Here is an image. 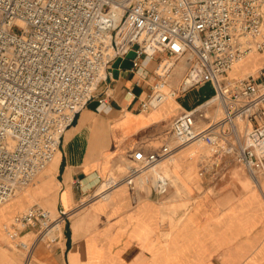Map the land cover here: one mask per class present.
<instances>
[{
  "label": "built area",
  "instance_id": "obj_1",
  "mask_svg": "<svg viewBox=\"0 0 264 264\" xmlns=\"http://www.w3.org/2000/svg\"><path fill=\"white\" fill-rule=\"evenodd\" d=\"M262 50L264 0H0V205L52 160L87 102L106 101L107 88L99 87L114 77L113 63L131 51L139 84L147 77L145 61L169 65L154 70L141 110L212 82L213 96L174 120L173 138L180 145L204 143L213 166L230 157L254 180L264 179V66L257 74L230 76L239 61ZM181 60L186 75L166 91ZM174 149L168 141L140 165H129L124 183L134 187ZM204 163L201 174L210 161ZM154 177L163 191L166 176L157 170ZM66 214L52 217L34 204L14 216L7 232L30 257L55 228L53 220ZM27 228H37L36 237L16 241Z\"/></svg>",
  "mask_w": 264,
  "mask_h": 264
},
{
  "label": "crops",
  "instance_id": "obj_2",
  "mask_svg": "<svg viewBox=\"0 0 264 264\" xmlns=\"http://www.w3.org/2000/svg\"><path fill=\"white\" fill-rule=\"evenodd\" d=\"M154 63L158 60L145 61L147 77L141 84L136 70L120 69L118 77L100 85L99 92L107 88L106 101L91 99L79 111L75 124L66 128L56 163L47 164L35 187L15 199L10 210L7 205L0 208V237L2 222L26 200L43 199L49 212L79 206L108 168L109 141L114 163H119L120 152L142 160L169 141L180 114L215 93L212 82H203L145 113L139 103L150 91ZM179 63L172 76L174 86L187 72V64L185 69L183 61ZM214 180L210 178L206 185L212 184L213 193L205 189L206 194L188 207V216L168 238L163 235L161 206L150 199L131 203L130 192L114 193L116 188L100 203L81 209L98 214L78 215L69 235L64 233L59 241H38L25 264H264V189L260 187L264 179H253L257 189L245 186L246 178L233 171Z\"/></svg>",
  "mask_w": 264,
  "mask_h": 264
},
{
  "label": "rangeland",
  "instance_id": "obj_3",
  "mask_svg": "<svg viewBox=\"0 0 264 264\" xmlns=\"http://www.w3.org/2000/svg\"><path fill=\"white\" fill-rule=\"evenodd\" d=\"M261 54H264V50L259 53H254L250 57L245 59L244 62L241 64V69L244 70L243 72H249L250 70H254L257 69L259 66H262L260 65V63L263 62L264 56H261ZM157 64L158 63H154L151 69L156 70ZM179 64V61H177L176 65L172 69V76L174 71L177 72L176 68ZM168 67L169 65L167 66V68ZM158 71L162 72L163 70L159 69ZM184 72L183 74H185ZM172 87H178V85L174 86L172 84L171 77L170 85L166 87L165 90L169 91ZM145 113H147V111H145ZM210 115L214 116V111H212ZM77 117L78 116L75 117V121L68 127L75 124ZM66 130L67 129L64 130L61 138V150L64 143V134ZM169 141L175 148L172 154L166 160L162 161L156 167L155 170L150 169L144 172L141 176V178L144 177V180L142 181L141 178L137 179L134 187L128 183L124 184L123 186H119V184L124 182L125 174L128 170L129 165H140L141 160L133 157L132 155H128L129 152H120L118 153V158L120 159L119 163H114L116 157L113 154L114 152H112L113 146L110 145L109 141L106 157V164H108V168H106L104 171L102 170V176L100 177L99 181H97L96 185L92 189L86 191L83 196V201L78 202L79 206H77L75 209L73 208L67 211V214L64 216L65 218L63 216L59 217L61 220H63L62 225H60L58 229L54 228L50 232L49 236H47L43 241H59L60 239H62V237H64V233L69 235L68 231L71 229V225L73 227L74 220L78 215L98 214L89 212L84 213L80 210L86 207L87 205H94L100 203L103 198L101 197V195H95V193L99 191V189L104 188L107 183L112 184V186L110 187L112 188V190L116 189L117 187L114 193L119 192L120 190H125L127 194L130 192L131 196L128 197H130L129 199L131 203H139L143 202V200L150 199L152 203L161 206L163 209V235L166 238H168L172 234V232L177 229L179 224H181L188 216V207L193 203H198L202 199L201 195L206 194L205 189H207L209 193H213V187H211L212 184L206 187L210 178L214 177V183H216L217 179L220 178L222 175L229 171H233L234 173L242 175L246 178V181L244 183L245 186H252L254 189L259 188V185H257L254 180L251 179L246 169L230 157H225L222 159V161L217 160V162H220V164L213 166V158L211 157V153L204 143L199 142L200 146H198V142L180 145L173 138V136L170 137ZM192 150H196V153L191 154ZM59 153L60 151H57V153L50 161V164L53 165V163H56ZM204 161H210V163L207 170H205V172L201 174V170L205 164ZM47 167L48 165L43 168V170L38 174V176L27 187L18 191L9 200L1 204L0 208H2V206L7 205L6 208L10 210L12 207V202L15 199L26 193L30 188L35 187L34 185L36 184L37 180L41 177V175L44 174ZM157 170L162 171V173L166 176L168 182L167 188L163 191L162 194H158L157 192L156 179L154 177L157 173ZM53 177L54 179H56V174H53ZM103 183L106 184L103 185ZM260 187L264 189L263 180L260 181ZM195 193L200 194L194 195ZM34 204H38L44 207L46 210L49 209L47 208L43 199H29L26 200L23 205L15 208V210H13L12 213H10L7 218L2 222L0 237V264L27 263L28 252L19 246H15L13 237L7 232V229L12 223V220L15 215L25 211L28 207ZM182 210L183 212H180ZM50 211L52 217H57L62 212V209L58 211L50 209ZM37 232V228H27L21 231L18 236H16V241L32 240L36 237Z\"/></svg>",
  "mask_w": 264,
  "mask_h": 264
},
{
  "label": "bare ground",
  "instance_id": "obj_4",
  "mask_svg": "<svg viewBox=\"0 0 264 264\" xmlns=\"http://www.w3.org/2000/svg\"><path fill=\"white\" fill-rule=\"evenodd\" d=\"M259 52H261V51H258V52H254V53H259ZM254 53H251V54H249L248 56H246L244 59H242L241 61H239L236 65H235V67L230 71V75L231 76H237V77H245V76H247L248 74H257V71L262 67V66H264V65H262V66H259L257 69H255L254 71H249V72H242V73H239V74H236L235 75V73H237L238 71H240L241 70V64L244 62V60L245 59H247L248 57H250L252 54H254ZM181 62V61H180ZM186 62L185 61H183V63L181 64V65H183L184 67L186 66ZM261 65V64H260ZM167 66H168V64H167ZM166 66V67H167ZM157 67H158V65H157ZM174 98V97H173ZM170 99H172V98H170ZM215 111H216V116L217 115H219L220 114V109L218 108H216L215 109ZM214 111V112H215ZM198 142V146H200L199 144V141H194L193 143H197ZM194 153H196V150H192V152H191V154H194ZM107 183V182H106ZM106 183H103V185H105ZM125 183L123 182V183H121V184H119V186H122V185H124ZM112 186V184H108L107 183V185L104 187V188H102V189H99V191H97L96 193H95V195H101V197H104V196H106L108 193H110L111 191H112V188H110ZM118 186V187H119ZM117 188V187H116ZM114 190V189H113ZM66 211H68V210H66ZM62 222H63V220H53V225H54V227L55 228H57L58 229V227L60 226V225H62Z\"/></svg>",
  "mask_w": 264,
  "mask_h": 264
},
{
  "label": "water",
  "instance_id": "obj_5",
  "mask_svg": "<svg viewBox=\"0 0 264 264\" xmlns=\"http://www.w3.org/2000/svg\"><path fill=\"white\" fill-rule=\"evenodd\" d=\"M136 56V52L135 51H131L127 58L124 60L121 59H117L114 63H113V69H114V76L118 77L119 71L120 69H132L133 67V62H132V58H134Z\"/></svg>",
  "mask_w": 264,
  "mask_h": 264
}]
</instances>
